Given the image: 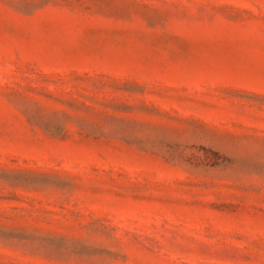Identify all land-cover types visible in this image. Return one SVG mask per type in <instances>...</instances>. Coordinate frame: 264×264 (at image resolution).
<instances>
[{"label": "rangeland", "instance_id": "1", "mask_svg": "<svg viewBox=\"0 0 264 264\" xmlns=\"http://www.w3.org/2000/svg\"><path fill=\"white\" fill-rule=\"evenodd\" d=\"M0 264H264V0H0Z\"/></svg>", "mask_w": 264, "mask_h": 264}]
</instances>
